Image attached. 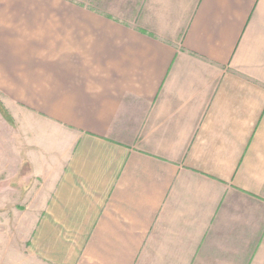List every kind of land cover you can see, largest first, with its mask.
<instances>
[{
    "label": "crops",
    "instance_id": "1",
    "mask_svg": "<svg viewBox=\"0 0 264 264\" xmlns=\"http://www.w3.org/2000/svg\"><path fill=\"white\" fill-rule=\"evenodd\" d=\"M111 12L0 0V264H264V0Z\"/></svg>",
    "mask_w": 264,
    "mask_h": 264
},
{
    "label": "rangeland",
    "instance_id": "2",
    "mask_svg": "<svg viewBox=\"0 0 264 264\" xmlns=\"http://www.w3.org/2000/svg\"><path fill=\"white\" fill-rule=\"evenodd\" d=\"M75 4L83 5L88 8L90 11L95 12H110L115 10V4L116 0H72ZM35 183H38L37 181H26V187L29 189L31 188ZM9 184H12L16 187V189L19 188L18 181H0V194L4 191H9ZM13 197H18L17 192ZM1 203V202H0ZM18 199H16L14 202H11V208L18 207ZM2 204V203H1Z\"/></svg>",
    "mask_w": 264,
    "mask_h": 264
},
{
    "label": "trees",
    "instance_id": "3",
    "mask_svg": "<svg viewBox=\"0 0 264 264\" xmlns=\"http://www.w3.org/2000/svg\"><path fill=\"white\" fill-rule=\"evenodd\" d=\"M0 109L2 110V112L4 113V114H7V111L5 110V108L0 104Z\"/></svg>",
    "mask_w": 264,
    "mask_h": 264
}]
</instances>
